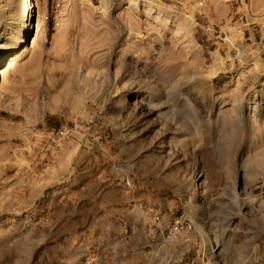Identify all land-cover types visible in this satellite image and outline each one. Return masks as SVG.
I'll return each mask as SVG.
<instances>
[{
	"label": "rangeland",
	"instance_id": "1",
	"mask_svg": "<svg viewBox=\"0 0 264 264\" xmlns=\"http://www.w3.org/2000/svg\"><path fill=\"white\" fill-rule=\"evenodd\" d=\"M22 1L0 0V264L149 242L150 187L217 243L206 264H264V0H71L59 26Z\"/></svg>",
	"mask_w": 264,
	"mask_h": 264
},
{
	"label": "built area",
	"instance_id": "2",
	"mask_svg": "<svg viewBox=\"0 0 264 264\" xmlns=\"http://www.w3.org/2000/svg\"><path fill=\"white\" fill-rule=\"evenodd\" d=\"M51 1V9L50 12H46L45 20L48 21L51 17L54 26H59L65 19L66 9L71 0ZM163 216L155 214L152 217L153 221L151 223L154 224L150 227L155 228L158 238L149 251L150 255L159 257L165 250H168L171 252V256L166 258L165 264H206L212 256L216 257L219 254L216 252L218 249L217 243L206 244L205 239L198 234L196 223L190 214L185 212L176 215L170 214L166 220ZM173 244L185 248L175 259L172 251ZM193 248L197 249L191 257L190 251Z\"/></svg>",
	"mask_w": 264,
	"mask_h": 264
},
{
	"label": "crops",
	"instance_id": "3",
	"mask_svg": "<svg viewBox=\"0 0 264 264\" xmlns=\"http://www.w3.org/2000/svg\"><path fill=\"white\" fill-rule=\"evenodd\" d=\"M246 29L248 30V35L245 40H250L249 44H254V42H258V37L260 38V43L262 44L264 39V26L261 24L252 25L251 22L247 23ZM245 37V31H244ZM259 43V42H258ZM90 192H86L85 195V202L86 204L91 203L92 205H100L101 207L105 205V198L101 192V190H90ZM140 191V192H139ZM138 191V195L142 201L147 202V207L152 209V215L155 214H164V219L166 220L167 216L170 215L173 211L174 203L173 199L168 196L161 197L163 192L162 189H158L155 187L140 189ZM112 193V191L110 192ZM167 194V192H164ZM119 198H111L110 208L112 212L106 214H102V218L108 217V219H118L117 216L118 211L114 214V209H119L123 205V202H119ZM107 205V204H106ZM113 224V223H111ZM154 224L153 222L151 225ZM139 233L146 236L151 235L149 242L148 238L142 240L140 239L138 242L135 243L130 249H124L122 247H116L113 245H108L107 252L105 257L102 260V264H165L166 258L171 256V252L165 250L163 254L159 257L150 255L149 252H146V248L148 245L154 246L155 241L157 240V234L155 233V228L152 229L151 227L147 229L144 225L138 228ZM157 230V229H156ZM153 234H152V233ZM152 241V242H151ZM111 242V241H109ZM119 245V242H118ZM126 250H131L130 252ZM132 250H135L132 252ZM149 262V263H148Z\"/></svg>",
	"mask_w": 264,
	"mask_h": 264
},
{
	"label": "bare ground",
	"instance_id": "4",
	"mask_svg": "<svg viewBox=\"0 0 264 264\" xmlns=\"http://www.w3.org/2000/svg\"><path fill=\"white\" fill-rule=\"evenodd\" d=\"M22 4H23L24 9L26 10L27 9V0H23ZM41 22H42L41 18L38 15V22L36 24L34 23V25H33V35L35 36L33 41L39 40ZM23 40H25V38ZM24 50H26V48ZM19 56H20V53L18 51L15 54H11L9 57V61H8V67L14 66L16 64V62L18 61L17 59L19 58ZM4 71H5V69L0 71V73H2Z\"/></svg>",
	"mask_w": 264,
	"mask_h": 264
}]
</instances>
